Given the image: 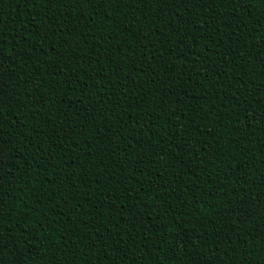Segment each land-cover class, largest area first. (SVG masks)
<instances>
[{"label": "trees", "instance_id": "16d2710c", "mask_svg": "<svg viewBox=\"0 0 264 264\" xmlns=\"http://www.w3.org/2000/svg\"><path fill=\"white\" fill-rule=\"evenodd\" d=\"M0 264H264V0H0Z\"/></svg>", "mask_w": 264, "mask_h": 264}]
</instances>
